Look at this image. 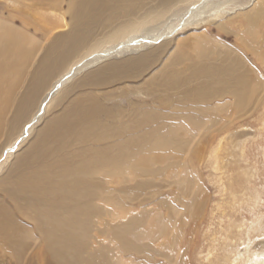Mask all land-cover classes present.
I'll return each mask as SVG.
<instances>
[{"label": "rangeland", "instance_id": "obj_1", "mask_svg": "<svg viewBox=\"0 0 264 264\" xmlns=\"http://www.w3.org/2000/svg\"><path fill=\"white\" fill-rule=\"evenodd\" d=\"M69 1L62 0L59 11L28 9L25 23L12 10L25 9L23 6L0 0V21L14 25L16 43L28 49V61L20 64L11 88L0 97V176L12 159L8 156L28 145L26 141L43 120L73 102L83 104L95 99L99 109L90 127L82 135L64 141L62 136L57 137L63 145L56 146L48 157L54 162L50 175L54 188L61 179L65 184L71 180L75 183L63 201L70 206L85 202L87 211L79 230L65 246L55 241L63 249L57 258L49 253L35 226V216L43 208L38 198H32L38 189L26 193L23 199H13V188L0 186V264H65L70 257V264L257 262L264 256V19L258 17L257 25L249 27L240 18L236 22L228 16L206 18L180 26L134 53L102 58L95 66L148 50L152 53L165 44L146 64L99 75L95 83L70 87L91 67L80 71L44 103L42 113L32 120V131L16 139L26 126L22 128L21 122L27 124L32 115L24 119L26 107L17 113L19 99L29 93L36 79V64L51 42L32 25L46 15L66 28L72 17V11L66 9ZM155 3L134 0L120 4V9L139 11ZM220 21L224 26H218ZM96 24L93 26L97 29ZM133 27L130 22L129 28ZM115 28L129 30L122 21ZM201 33L240 57L242 64L238 68L235 63L239 70L235 73L244 78L245 85L239 95H247L239 101L235 93L239 85L234 79L220 83L219 89L209 92L212 95L207 100L196 94L188 101L182 85L169 88L167 79L161 86L154 84L159 70L169 69L176 43L185 38L192 45ZM106 40L102 38L99 43ZM185 47L184 52L191 54L190 46ZM215 49H209L210 68H223L216 59V52L222 49ZM179 55L184 59V53ZM173 62L175 57L170 70L174 69ZM60 68L55 66L46 77L54 80ZM194 82L192 79L191 84ZM14 130L16 133L10 136L14 139L8 142ZM158 141L164 146L158 147ZM56 158L69 170L62 169ZM86 188L94 190L97 197L87 200ZM53 212L52 217L60 218L69 213V208L59 206ZM12 222L19 227L16 234L22 240L20 248L7 240L13 236Z\"/></svg>", "mask_w": 264, "mask_h": 264}, {"label": "bare ground", "instance_id": "obj_2", "mask_svg": "<svg viewBox=\"0 0 264 264\" xmlns=\"http://www.w3.org/2000/svg\"><path fill=\"white\" fill-rule=\"evenodd\" d=\"M9 1L13 5L20 4L25 8L13 7L12 10L15 14L11 12L26 23V10L38 11L47 8L51 11H59L62 0ZM115 1L70 0L66 9L72 11V17L66 28L46 15L41 16L39 22L32 25L34 29L36 28L44 35L49 36L51 42L47 53L36 64V79L32 83L29 93L19 99L17 113L21 114L22 107H26L24 119L28 118L31 113L32 115L27 124L21 122L22 128H24V125L26 126L16 139L21 137L22 134L25 133L26 135L32 131V120L36 118L38 112L39 114L42 113L47 100L54 92H57L63 82L69 81L80 71L91 67L87 74L81 76L70 87L95 83L99 75L126 69L142 62L146 64L149 60L158 56L160 49H164L165 44L158 45L152 53H150L151 50H148L143 54L110 60L98 67L95 66L102 58L109 56V59H111L117 58L119 54L125 52L134 53L140 47L149 45L150 42L155 41L160 36L170 34L180 26L194 25L206 18L220 19V17L228 16L231 22H236L240 18V21L244 20L249 27H252L255 23V26L257 25L258 17L264 19V0H156L154 5L147 6L144 10L139 11L134 8L129 10L120 9V4H128L134 0ZM108 4L114 6L110 7ZM129 18L131 21L128 20ZM118 21L124 22L129 30L124 31V29L115 28ZM130 22L134 24L131 29L129 28ZM94 23H97V29L93 26ZM218 26H224V21H220ZM58 27L63 29L59 30ZM145 34L147 35L143 37L142 35ZM16 36L17 31L14 25L0 21V97L11 88L20 64L28 61V54L26 53L28 49L16 43ZM102 38L109 40L99 43ZM182 40L179 41L181 43H176L178 45L173 56L170 57L169 69H160V74L154 76L156 86H161L163 79H167L169 88L173 85H182L188 101L194 98L196 94L207 100L211 97L212 92L220 88V83L228 79H234L239 85L238 93V88L235 89L237 101L247 95V92H244L241 96L239 95L240 91L244 90L245 80L235 73L238 70L235 63H238V68L242 64L238 55L228 52L229 49L224 47L221 42L213 43L212 39L202 33L197 35V39L192 45L189 44L187 39ZM98 44L101 47L97 46ZM208 44L211 45L208 47ZM185 46L187 48L190 46L189 49H192L191 54L188 55L184 52ZM217 46H220L222 51L216 52V59L220 61V64L223 63V68L217 65L214 69L210 68L209 49L215 51ZM180 53H184V59L181 58ZM172 57H175L176 62L172 63L174 69L170 70ZM58 65L62 68H60L56 78L50 81L46 74ZM179 65L181 66L178 67ZM192 79L195 81L193 84H191ZM195 98L202 101L198 97ZM98 109L99 105L95 99H90L83 104L73 102L59 114L45 122L43 120L42 126L32 131L34 135L31 138L27 141L26 137L24 139L20 138V140L23 139V143L26 141L28 145L23 150L8 156H12V159L6 164L5 172H2L3 174L0 176V186L2 188H13L15 192L13 199H23L26 193L38 189L37 194L32 198H38L43 204V208L35 216V226L37 225L45 239L49 253L57 258L63 249L58 247L55 241H60L65 246L66 240L79 230L80 223L87 211V205L85 202L80 201L70 206L63 201L68 197L75 183L71 180L65 184L61 179L58 187L54 188V182L50 181V175H53L52 164L54 162L48 161V157L56 150V146L63 145V143H59L57 137L62 136L64 141L69 137L82 135L90 127L93 118L98 113ZM1 110L2 107H0V113ZM19 124L20 119L17 120L16 128ZM15 131L17 130H14L12 134L9 133L8 142L14 139V136H10L14 135ZM159 145L164 146V143L158 141L157 146L159 147ZM59 160L56 158V162L62 166V169L69 170V167L62 161L59 162ZM47 161L49 164H46ZM60 178L61 175L58 176V179ZM91 185L95 187L93 180H91ZM84 195L87 200L97 197L96 192L91 188H86ZM59 206L68 207L69 213L60 218L52 217L54 208ZM7 215L4 222L7 220ZM12 224L13 236L7 240L20 248L22 240L16 234L19 227L14 222ZM69 260L70 262H65V264L72 263L71 257ZM252 264H264V256H260L259 260Z\"/></svg>", "mask_w": 264, "mask_h": 264}]
</instances>
